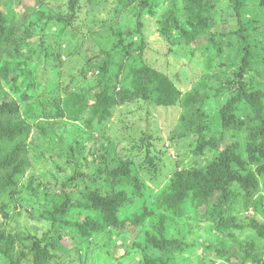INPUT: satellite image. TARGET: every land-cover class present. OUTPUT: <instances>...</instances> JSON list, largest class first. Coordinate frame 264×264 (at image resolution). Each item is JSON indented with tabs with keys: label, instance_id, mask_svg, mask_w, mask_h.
<instances>
[{
	"label": "rangeland",
	"instance_id": "1",
	"mask_svg": "<svg viewBox=\"0 0 264 264\" xmlns=\"http://www.w3.org/2000/svg\"><path fill=\"white\" fill-rule=\"evenodd\" d=\"M207 1L211 3L209 25L198 40L189 41L184 31L192 26L184 0H0L11 36L0 70L5 62L13 69L9 82L0 72V101L9 96L23 117L26 106L36 108L33 117L26 118L28 167L18 186L0 195V210L5 208L4 213L0 211V233L13 242L7 256L0 254V264H31L29 242L22 238H42L53 230L45 211L66 192L89 202L99 189L113 194L125 191L133 204L121 217L134 222L145 216L146 220L139 226L130 224L122 231L108 228L89 237L67 224L56 230L62 236L61 249L53 251L56 257L47 264H148L146 257L156 254L148 239L160 240L164 235L183 244L168 256L175 264H242L244 248L253 245L264 251V238L255 231L220 235L190 207V201L181 216L164 199L179 177L218 163V153L209 146L199 151L197 133L184 132L181 126L188 112L186 99L199 92L200 84H208L217 91L229 88L205 106L212 133L218 131L217 117L240 88L237 73L245 46L241 24L254 56L245 81L251 92L263 96L264 107V0ZM26 30L34 38L21 55L14 43L25 37ZM109 56L120 64L118 69L110 66L118 76V89L131 86L123 82L124 77L128 65L139 62L171 81L180 94L176 105L117 101L106 120H95L91 126L89 111L78 122L58 116L55 99L69 92L82 91L95 104L100 69ZM236 115L246 125L240 138L227 135L220 146L240 141L246 159L253 152L254 109L244 103ZM255 155L261 157L253 166L259 174L258 193L246 206L241 189L234 212L245 225L251 218L264 224V176L260 173L264 144L259 143ZM121 171L131 172L143 185L117 183L115 176ZM218 198L217 193L214 201ZM86 216L98 217V213L75 209L68 219L73 223Z\"/></svg>",
	"mask_w": 264,
	"mask_h": 264
},
{
	"label": "trees",
	"instance_id": "2",
	"mask_svg": "<svg viewBox=\"0 0 264 264\" xmlns=\"http://www.w3.org/2000/svg\"><path fill=\"white\" fill-rule=\"evenodd\" d=\"M184 1L187 18L190 26H192L191 31H184L185 38L189 41L198 40L209 25L211 3L207 0ZM72 7H75V4ZM238 18L240 20L239 13ZM63 22L66 21L63 20ZM240 33L245 42L244 57L237 73L240 88L239 92L227 101L219 117H217L218 131L215 130L212 133L211 121H208L210 117H206L205 106L213 98L224 95L229 88L217 91L208 84H200L198 86L199 92L188 96L185 102L188 112L183 118L182 130L197 133L198 150L201 151L209 146L218 153V163L214 164L211 169L185 173L169 187V191L164 194V199L181 216L186 212L183 206L190 201L191 206L188 203L186 205L193 208L201 219L211 223L215 232L220 235L229 236L235 230H251L264 238V224L256 218H251L250 222L245 225L234 216L238 201L242 196L241 189L244 190L242 198L246 206L258 193L259 174L253 172V166L261 159V157L255 155L258 145L259 143L264 144L263 96L251 92L245 81L254 57L253 47L244 35L242 24ZM24 36L14 43L15 49L21 55L32 43L30 39L34 38L28 30H26ZM10 40L9 22L1 9L0 2V60ZM40 48L44 51L47 49L43 40L40 41ZM98 57H102V55ZM114 59L115 56H109L108 61L100 69L98 78L100 94L97 95L94 105L91 104L84 92H69L64 98L58 97L55 99L54 112L60 117L65 116L72 122H78L89 111L88 125L91 126L95 120L100 123L106 120L111 114V108L117 101L128 102L142 99L152 101L158 106L176 105L180 94L171 81L162 73L139 62L128 65L123 82L127 83L129 81L131 86L127 88L123 86L118 89L116 85L118 76L116 77L112 73L110 66L118 69L120 64ZM0 72L2 78L9 82L13 74L11 64L5 62ZM244 103H248L253 107L255 115L254 120L251 118V122L255 124V126L253 125L254 136H250V147L253 152L246 159L242 156L240 141H232L224 148L220 146L227 135L240 138V134L246 125L236 113ZM35 109L29 104L22 112L23 117L20 114L18 105L9 96H5L0 101V195L8 194L14 190L28 167V161L25 159L27 152L25 139L30 131V126L26 118L33 117ZM130 173L121 171L115 176V181L119 184L126 182L127 185H133L134 183L140 188L143 185L142 182L137 176H131ZM260 173L264 176L263 167L260 169ZM217 193L219 198L215 202L214 198ZM90 198L89 202L80 201L66 192L64 198L57 201L50 210L45 211L44 217L52 222V229L56 233L50 230L42 238L32 235L22 238L24 242H29L28 249L32 255L31 264H47L49 260L56 257L53 251L61 249L59 238L62 237L60 234L57 235V231L67 224L74 226L84 237H89L93 233L104 232L108 228L122 231L130 224L139 226L146 220L145 216H138L134 222L132 219L121 217L124 209L133 204L125 191L113 194L99 189ZM4 209L0 211L4 213ZM75 209L95 210L98 217H81L72 223L68 218ZM148 243L156 251V254L146 257L148 264H175L170 262L171 259L169 260L168 256L172 257L175 252L183 247L182 242L167 240L165 235L160 240L150 237ZM12 245V239H5L3 233H0V254L7 256L12 249ZM220 251L218 250L219 253L223 252ZM243 253L242 264H264L262 260L263 249L251 245V248H244ZM223 254L228 255L225 251Z\"/></svg>",
	"mask_w": 264,
	"mask_h": 264
}]
</instances>
